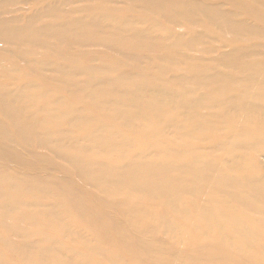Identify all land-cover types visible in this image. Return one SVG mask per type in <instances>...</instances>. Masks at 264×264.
I'll use <instances>...</instances> for the list:
<instances>
[{"label":"bare ground","instance_id":"bare-ground-1","mask_svg":"<svg viewBox=\"0 0 264 264\" xmlns=\"http://www.w3.org/2000/svg\"><path fill=\"white\" fill-rule=\"evenodd\" d=\"M248 1L264 21V0ZM248 16L202 0H0V157L28 163L16 138L44 146L83 186L37 155L36 174L0 167V225L25 232L5 241L15 261L95 264L65 237L110 264H264V42L220 52L198 31L264 38Z\"/></svg>","mask_w":264,"mask_h":264},{"label":"rangeland","instance_id":"rangeland-1","mask_svg":"<svg viewBox=\"0 0 264 264\" xmlns=\"http://www.w3.org/2000/svg\"><path fill=\"white\" fill-rule=\"evenodd\" d=\"M202 1H206V4H208L209 2H214V4H216L217 6L219 7H222L224 8L225 10H233V11H236L238 12L239 14L241 12H244L247 10V8L249 9V11L251 12V16H248V21H250L251 23L255 24L256 26H259L258 24L262 25L264 27V21H260L258 20L256 17H254V10L251 8V6L247 5L249 4V1L246 0V1H242V0H202ZM86 3H89V2H86ZM120 6H125L124 3H120L119 4ZM138 12H148L150 13V11L148 10L147 7H139L137 8ZM131 14H134V12H131ZM155 16V15H154ZM156 18V17H155ZM48 21H50V19H47ZM185 22V23H184ZM183 24V25H182ZM182 24H179L177 26H172L175 30H182V31H186V32H189L190 28H188L185 24H189V22H186L185 20H182ZM207 28H212V26H206V25H203L201 27L198 28V31L200 33L203 34L204 36V42L207 43H210L211 47L212 48H217L218 51L220 52H223V51H226V50H230L231 48H234L236 47L237 45H241V44H248V43H251L253 41H262L264 42V38H260V37H256V36H249V39L248 40H244L242 43L241 41L239 40H235L234 37H229L230 34H225L223 33L221 30H214L213 32H209ZM212 36V38H211ZM251 38V39H250ZM229 43V44H227ZM203 44V43H202ZM219 45H222L223 47H218ZM103 51L101 50V53ZM205 55H209L208 53H205ZM102 57H104V54H102ZM132 66H136L135 64L132 65ZM125 68H129L128 66H125ZM158 74V72H156ZM171 72H169V75H170ZM169 75H165V76H169ZM25 79H28L27 76H24L21 74L20 78H16V82L20 83V82H24ZM31 80H34L35 82H43V80L41 78H36V77H30ZM1 82H4L6 81L5 79L1 78L0 79ZM52 89H56L58 86L57 85H52L50 86ZM0 119H5L4 116L2 115L1 111H0ZM78 134V132H75L73 133V135H76ZM220 137V136H217V138ZM231 138V137H229ZM212 139H216V137H213ZM170 141H173V145H178L181 141L178 140V138L176 137H171L169 136L167 138V142H170ZM209 143V142H208ZM205 144L203 146H206V145H209V144ZM5 144H7L8 146H11L12 148H14L16 150V152L20 153V154H25L26 156V159H27V162L29 163H18V162H14L12 160H8L7 158H3V157H0V167L1 166H4V167H8L10 170L12 171H15V172H25L27 174H36V173H39L41 171H44L45 169V164H40L39 161L37 159H35L34 157L37 156H40L41 158H44V159H50L52 162H53V169H51V172L53 174H56V175H67L69 177L72 178V180L74 182H76V184L80 187H83L81 182L75 177V175L70 172L66 167V163L64 162V160L60 159L59 157H57L50 149L44 147V146H41V145H27V144H24L23 142H21L19 140V138H16L14 139L13 141H9L8 142H5ZM193 144H197V145H202V143L200 142H197V140L193 141L192 144H186L185 143H182V145H185L186 147L188 148H191L193 147ZM180 145V144H179ZM166 145H162L160 146L161 148L164 147ZM165 148V147H164ZM162 148V149H164ZM135 150H138V148H136ZM133 152V151H132ZM34 154L33 156H31L30 154ZM88 191L92 192L94 190H90L88 189ZM89 194H92V193H89ZM188 195H185V197H187ZM189 197V196H188ZM119 200H122V198L118 197ZM92 200H95L91 203V206H89V208H100V206H102L101 202L99 201V199L94 196L92 197ZM40 201L42 202H47L46 199H44L43 197H40ZM153 206L154 208H156L159 212H162V207H161V203L158 202V203H153ZM167 211V210H166ZM73 220V218H71ZM75 222L77 225H79L80 227L82 228H85V229H90V225L83 222L82 220H79L77 218H74ZM91 227H94V226H91ZM43 228L45 230H47L44 226ZM96 229V228H95ZM35 231V230H34ZM98 231V230H97ZM96 231V232H97ZM28 233H31V229L28 228L27 230ZM101 232V231H99ZM25 232H21L19 235H17L13 230H10V229H6L5 227H1L0 225V264H25L23 262H21V259L15 261V258H16V255H15V251H14V248H8L5 246V241H16V242H20L24 239L23 237V234ZM108 232H102L101 235H104L106 236ZM109 234V233H108ZM53 236L56 235L57 238L60 237L59 234H57L55 231L53 232L52 234ZM98 235V234H97ZM156 235L160 238H166V236L164 235L163 233V230L162 229H159L156 231ZM96 236V234H95ZM101 238V239H100ZM99 238V241L101 242H104L103 240L104 237H100ZM62 239L64 240L63 242H65V244H68V245H71L73 246L75 249H78V250H81L82 252H84V254H89L91 255L90 258H92L93 260H95V264H110L108 263L103 257H101V255L99 254H96V253H92V252H89L88 250V244L85 242H81L79 241L78 243L76 244H73L71 243V241L65 237H62ZM167 240V239H166ZM167 241H171V240H167ZM207 238H204V237H199V238H195V243H199V244H205L206 243ZM84 243V244H83ZM105 247H107L110 251H115V252H119V253H124L122 250V246L120 244H118L116 241L114 240H111L109 242H105ZM171 246H176V244H174L173 241H171ZM188 248V247H187ZM189 249V248H188ZM193 250V249H190V251ZM125 259H126V264H143V263H140L138 262V260H136L132 254H125ZM79 258H76L74 257L73 258V262L75 261H78Z\"/></svg>","mask_w":264,"mask_h":264}]
</instances>
